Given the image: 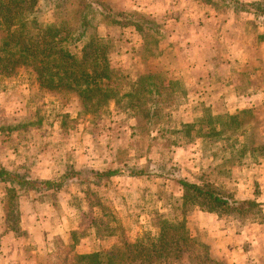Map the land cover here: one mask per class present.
<instances>
[{"label":"rangeland","instance_id":"374dc122","mask_svg":"<svg viewBox=\"0 0 264 264\" xmlns=\"http://www.w3.org/2000/svg\"><path fill=\"white\" fill-rule=\"evenodd\" d=\"M37 7L42 23L76 25L85 14L122 92L149 111L128 106L121 92L84 111L76 95L43 89L26 70L0 76V167L37 179L67 169L123 171L98 184L70 179L55 191L17 188L10 200L0 182V229L18 227L19 264H73L78 253L147 245L164 219L184 221L190 241L162 264H226L220 242L263 240L264 161L251 149L264 144V101L230 111L220 92L226 78L241 92L264 87V16L237 11L231 0H38ZM225 114L238 117L208 124V115ZM131 169L146 174L130 176ZM178 177L257 206L249 214L207 211L183 196Z\"/></svg>","mask_w":264,"mask_h":264},{"label":"trees","instance_id":"16d2710c","mask_svg":"<svg viewBox=\"0 0 264 264\" xmlns=\"http://www.w3.org/2000/svg\"><path fill=\"white\" fill-rule=\"evenodd\" d=\"M231 1L237 6V11H248L256 18L264 16L263 4ZM37 5L38 0H0V76L10 77L20 70H26L35 76L41 88L59 89L63 93L76 95L84 111H98L101 104L116 99L119 92L124 98L130 97L128 106L141 108L142 112L149 111L143 107L144 102L138 98L134 100L133 95L122 92L123 87L119 85L109 64L105 42L96 33H87L90 22L85 14H80L76 25H72L69 20L42 23L38 18ZM143 81L145 79L132 85ZM156 92L160 97V90ZM158 101L153 99L152 105L158 104ZM208 116V124L223 118L234 123L238 117L237 114ZM190 129L191 127L187 132ZM196 135L208 136L209 133L198 131ZM244 150L242 148L238 153ZM251 151L255 156L260 154L264 161V144L255 145ZM122 172L117 168L103 171L67 169L58 178L37 179L26 172L0 167V182L6 184V193L9 194L10 200L17 188L29 192L55 191L70 179L98 184L102 179L122 175ZM128 174L139 176L146 174V171L131 169ZM176 182L184 191L185 198L197 200V204L207 211L249 214L257 206L254 200L233 199L231 195L216 191L208 183L189 182L180 177L176 178ZM15 207L11 202L9 208L17 211ZM17 220L18 217L15 216L13 222L17 223ZM160 223H163L162 229L149 238L151 241L147 245H142L140 241L126 242L125 251L118 248L105 253H78L73 257V264H129L133 261L137 262L136 264H162L164 256L172 255L178 258L185 248L184 245L190 241L184 221L172 223L164 219ZM10 228L18 231L16 225H10Z\"/></svg>","mask_w":264,"mask_h":264},{"label":"crops","instance_id":"0c3cea01","mask_svg":"<svg viewBox=\"0 0 264 264\" xmlns=\"http://www.w3.org/2000/svg\"><path fill=\"white\" fill-rule=\"evenodd\" d=\"M264 44V43H263ZM243 48H241V51ZM245 53L242 52L244 56ZM223 91L220 92L223 98L229 97L231 102H227L226 106L230 111L249 107L253 104L264 101V87L263 85H250L251 91L237 90L239 85L233 81V79L226 78L222 84ZM245 88V87H244ZM263 95V97H262ZM261 98V99H258ZM264 166V165H262ZM253 194L250 196L252 197ZM264 212V211H263ZM207 214H214L208 212ZM217 217V215H215ZM262 226V225H260ZM256 232V231H255ZM216 234V233H213ZM257 238L256 234L253 237L246 238L247 244L244 240L240 238V241L233 244L224 245L225 242H220L218 245H223L227 250L225 254L224 261L226 264H264V256L262 258L257 257V253L264 250V239H255ZM262 236V237H261ZM259 238H263L261 234ZM21 236L16 230H12L8 225L0 229V264H19V256L21 255L22 245H21ZM243 242V243H242ZM222 252L217 251V253ZM237 254V256H235Z\"/></svg>","mask_w":264,"mask_h":264}]
</instances>
